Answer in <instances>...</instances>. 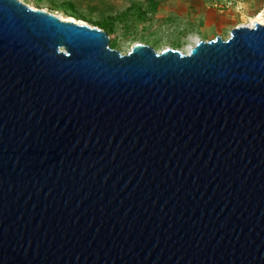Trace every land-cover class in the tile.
<instances>
[{"label": "water", "instance_id": "water-1", "mask_svg": "<svg viewBox=\"0 0 264 264\" xmlns=\"http://www.w3.org/2000/svg\"><path fill=\"white\" fill-rule=\"evenodd\" d=\"M0 264H264V24L122 55L0 0Z\"/></svg>", "mask_w": 264, "mask_h": 264}, {"label": "rangeland", "instance_id": "rangeland-1", "mask_svg": "<svg viewBox=\"0 0 264 264\" xmlns=\"http://www.w3.org/2000/svg\"><path fill=\"white\" fill-rule=\"evenodd\" d=\"M19 1L59 18L73 13L91 27H97L95 22L104 18L116 30L110 36V44L115 42V50L122 55L137 43L150 46L157 53L173 49L188 54L199 41L217 36L227 40L233 28L249 26L259 14H264V0H159L156 11L131 23L132 14L138 9H148L146 0Z\"/></svg>", "mask_w": 264, "mask_h": 264}, {"label": "trees", "instance_id": "trees-1", "mask_svg": "<svg viewBox=\"0 0 264 264\" xmlns=\"http://www.w3.org/2000/svg\"><path fill=\"white\" fill-rule=\"evenodd\" d=\"M146 5H147V8H148L146 11H143L142 8H140V9H138V11L135 12V14H132L131 20H130L131 23H133L136 20H139V19L143 18V16L146 13L156 11L157 7L159 5V0H146ZM68 16L69 17H73V18H75L77 20H83L82 17H79L77 15H73V13H71ZM95 26H97V27L101 28L102 30H104L108 34L109 38H110V36H114L116 34V30H115L114 26L109 24V22L106 21L104 18L101 19V20L96 21L95 22ZM175 46H178V45H175ZM110 47H111V49H115L116 43L115 42L111 43Z\"/></svg>", "mask_w": 264, "mask_h": 264}, {"label": "bare ground", "instance_id": "bare-ground-1", "mask_svg": "<svg viewBox=\"0 0 264 264\" xmlns=\"http://www.w3.org/2000/svg\"><path fill=\"white\" fill-rule=\"evenodd\" d=\"M61 18V17H60ZM62 20H67V21H74L75 23H81V24H84V22L83 21H81V20H77V19H74V18H72V17H67V18H61ZM260 24V25H263L264 24V14H259V16L255 19V20H253V21H251V24L248 26V27H253L254 26V24Z\"/></svg>", "mask_w": 264, "mask_h": 264}]
</instances>
